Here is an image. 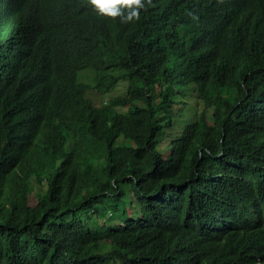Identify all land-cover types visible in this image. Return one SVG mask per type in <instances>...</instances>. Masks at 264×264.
<instances>
[{
	"label": "trees",
	"instance_id": "1",
	"mask_svg": "<svg viewBox=\"0 0 264 264\" xmlns=\"http://www.w3.org/2000/svg\"><path fill=\"white\" fill-rule=\"evenodd\" d=\"M0 264H264V0H0Z\"/></svg>",
	"mask_w": 264,
	"mask_h": 264
},
{
	"label": "clouds",
	"instance_id": "2",
	"mask_svg": "<svg viewBox=\"0 0 264 264\" xmlns=\"http://www.w3.org/2000/svg\"><path fill=\"white\" fill-rule=\"evenodd\" d=\"M88 4L98 14L127 24L138 21L141 12L148 10L152 0H88Z\"/></svg>",
	"mask_w": 264,
	"mask_h": 264
},
{
	"label": "rangeland",
	"instance_id": "3",
	"mask_svg": "<svg viewBox=\"0 0 264 264\" xmlns=\"http://www.w3.org/2000/svg\"><path fill=\"white\" fill-rule=\"evenodd\" d=\"M85 72H86V70H84ZM85 72H84V74H83V76H82V79H83V81H84V75H85ZM115 91H113V93H114ZM91 96H92V98L94 99V100H96V101H99L101 98H102V96L99 94V93H97V92H93V94H91ZM119 109H124V107H121V108H119ZM120 143H127V141L125 140V139H121L120 140Z\"/></svg>",
	"mask_w": 264,
	"mask_h": 264
}]
</instances>
